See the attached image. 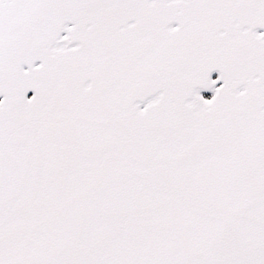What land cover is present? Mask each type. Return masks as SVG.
<instances>
[{"label": "snow or ice", "instance_id": "1", "mask_svg": "<svg viewBox=\"0 0 264 264\" xmlns=\"http://www.w3.org/2000/svg\"><path fill=\"white\" fill-rule=\"evenodd\" d=\"M0 264H264V0H0Z\"/></svg>", "mask_w": 264, "mask_h": 264}]
</instances>
